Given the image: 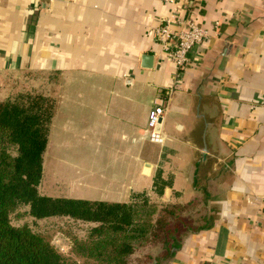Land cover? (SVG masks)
<instances>
[{
    "label": "crops",
    "instance_id": "0c3cea01",
    "mask_svg": "<svg viewBox=\"0 0 264 264\" xmlns=\"http://www.w3.org/2000/svg\"><path fill=\"white\" fill-rule=\"evenodd\" d=\"M171 18L211 35L181 83L156 39ZM25 82L57 100L45 194L199 196L213 224L170 264H264V0H0V102ZM156 104L164 146L146 131Z\"/></svg>",
    "mask_w": 264,
    "mask_h": 264
},
{
    "label": "trees",
    "instance_id": "16d2710c",
    "mask_svg": "<svg viewBox=\"0 0 264 264\" xmlns=\"http://www.w3.org/2000/svg\"><path fill=\"white\" fill-rule=\"evenodd\" d=\"M47 89L36 84L0 102V264H80L29 225H15L22 207L35 222L65 220L74 251L96 264H170L190 236L211 228L213 214L199 196L157 205L147 194L109 203L43 193L57 106Z\"/></svg>",
    "mask_w": 264,
    "mask_h": 264
},
{
    "label": "built area",
    "instance_id": "2783aa9c",
    "mask_svg": "<svg viewBox=\"0 0 264 264\" xmlns=\"http://www.w3.org/2000/svg\"><path fill=\"white\" fill-rule=\"evenodd\" d=\"M173 24H177L174 18L168 19L156 30V39L162 47V52L167 54L175 63L178 74L176 83H181L182 73L191 64L193 50L208 41L211 37L209 29L202 27L196 22L179 23V29L173 30ZM215 28H218L216 25ZM165 115V108L156 104L148 119L146 131L149 140L157 145L164 146L167 138L162 131V123Z\"/></svg>",
    "mask_w": 264,
    "mask_h": 264
},
{
    "label": "rangeland",
    "instance_id": "374dc122",
    "mask_svg": "<svg viewBox=\"0 0 264 264\" xmlns=\"http://www.w3.org/2000/svg\"><path fill=\"white\" fill-rule=\"evenodd\" d=\"M27 81V80H26ZM36 85V84H35ZM31 87H33V85L27 84V82L23 83V84H18L12 91H11V95L12 94H18L19 92H30ZM51 92L54 93V91H48V94H50ZM59 145L58 142H56L53 146V151H57V152H61L63 154L64 149H59ZM13 151V150H12ZM51 191H54L51 190ZM50 191V192H51ZM43 193H45L44 191H42ZM48 194H52L49 193V191H46ZM149 201L153 204H167L169 202L166 201H162L161 199H159V197H152L151 195L148 196ZM27 211L28 209L25 207H22V209L18 212V213H14L13 214V223L15 225H29L30 227H32L35 231L39 232L40 234H42L48 241L51 242V244L57 249V251L73 260L76 261L80 264H96V262L93 259H90L88 257H83L79 254H77L72 245V238L70 236V233L74 230H72V227H70L65 220H52V221H38L35 222L32 218H30L27 215Z\"/></svg>",
    "mask_w": 264,
    "mask_h": 264
},
{
    "label": "water",
    "instance_id": "95a60500",
    "mask_svg": "<svg viewBox=\"0 0 264 264\" xmlns=\"http://www.w3.org/2000/svg\"><path fill=\"white\" fill-rule=\"evenodd\" d=\"M207 148L204 149V155H207Z\"/></svg>",
    "mask_w": 264,
    "mask_h": 264
}]
</instances>
